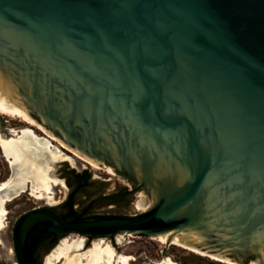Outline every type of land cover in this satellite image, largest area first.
<instances>
[{
  "label": "water",
  "instance_id": "95a60500",
  "mask_svg": "<svg viewBox=\"0 0 264 264\" xmlns=\"http://www.w3.org/2000/svg\"><path fill=\"white\" fill-rule=\"evenodd\" d=\"M0 90L153 199L75 221L28 209L17 264L40 222L58 243L138 236L264 264V0H0Z\"/></svg>",
  "mask_w": 264,
  "mask_h": 264
},
{
  "label": "rangeland",
  "instance_id": "374dc122",
  "mask_svg": "<svg viewBox=\"0 0 264 264\" xmlns=\"http://www.w3.org/2000/svg\"><path fill=\"white\" fill-rule=\"evenodd\" d=\"M36 122V121H35ZM30 125L21 121L20 118L10 117L4 114L0 115V135L4 138L13 135V129L19 130ZM32 128L38 136L47 138L51 143L52 150H58L55 160L50 162L51 169L49 176L55 179L53 183L50 197L43 194L41 199H37L30 195L29 192H24L6 204L7 216L3 222V228L0 230V264H17L13 251V226L16 219L26 210L33 207H49L59 211L60 204L66 198L69 187L67 186L65 175L68 170L75 172L88 171L91 180H96L106 183L104 193L109 194L115 191H120L126 188L132 191L131 201L129 206L123 204L116 205H95L90 216L95 215H121V214H137L149 208L153 202L147 192H144L136 187H133L130 182L117 173L93 168L89 163L85 162L81 157L60 145L54 138H48L44 132L35 127ZM11 168L9 161L3 156L0 150V183L10 178ZM86 196H78V201L82 202ZM141 198L144 203H140ZM79 205H76V207ZM82 240L83 247L77 253H84L94 247L96 243H104L113 248L117 255H127L132 257L129 264H159L165 259H170L178 264H254L250 261H216L206 256L194 253L187 249L181 248L175 244L166 245L165 243L138 237V236H117L113 241H87L76 235L67 239ZM61 243L55 242L51 249L43 257L41 264H65L66 259L62 258L59 261H49L53 251ZM90 247V248H89ZM86 250V251H85Z\"/></svg>",
  "mask_w": 264,
  "mask_h": 264
},
{
  "label": "bare ground",
  "instance_id": "6f19581e",
  "mask_svg": "<svg viewBox=\"0 0 264 264\" xmlns=\"http://www.w3.org/2000/svg\"><path fill=\"white\" fill-rule=\"evenodd\" d=\"M1 114L13 118L18 117L30 127H35L44 132L48 138H53L2 90H0ZM30 127L11 130L13 133L11 137L4 138L0 135V150L9 161L11 168L10 178L0 183V230L4 226L3 222L7 216L5 206L8 202L24 192H29L37 199H41L43 194L50 197L52 185L56 182L49 176V171L51 169L50 162L56 159L59 151L52 150L50 141L38 136ZM89 164L97 169L96 166ZM140 203H144L143 198H141ZM173 244L179 246L177 241ZM82 247V240L71 242L65 240L53 251L49 261L55 260L57 262L65 258V264H129L132 260L130 256L117 255L111 246L104 243H96L91 250L87 249L84 253H77ZM228 263L231 264V262ZM159 264L178 263L165 259Z\"/></svg>",
  "mask_w": 264,
  "mask_h": 264
},
{
  "label": "trees",
  "instance_id": "16d2710c",
  "mask_svg": "<svg viewBox=\"0 0 264 264\" xmlns=\"http://www.w3.org/2000/svg\"><path fill=\"white\" fill-rule=\"evenodd\" d=\"M117 174L120 175L118 172ZM65 179L67 186L69 187V192L64 201L60 204L61 209L59 210V214L67 220L75 221L89 217L91 215L90 212L95 205L112 204L118 206L123 204L128 207L131 201L132 191H128L126 188L105 194L104 187L106 183L91 180L90 173L86 170L81 172L68 170ZM133 187L135 186L133 185ZM80 195L86 196L82 202L77 199ZM76 205L79 206L76 207ZM47 225L48 222L37 223L30 229L26 236L23 252L31 264H37L36 254L37 251L42 248L43 239L45 235H47L45 230ZM55 242L56 241L54 240L51 245L47 246L46 250L51 248Z\"/></svg>",
  "mask_w": 264,
  "mask_h": 264
},
{
  "label": "flooded vegetation",
  "instance_id": "af4514ba",
  "mask_svg": "<svg viewBox=\"0 0 264 264\" xmlns=\"http://www.w3.org/2000/svg\"><path fill=\"white\" fill-rule=\"evenodd\" d=\"M57 214H59V211L57 210H54ZM60 215V214H59ZM51 225L50 222H48V225L45 227V230H46V233L47 235H45L44 239H43V242H42V248H40L38 251H37V254H36V263L37 264H41V261L43 259V257L46 255V253H48V251L51 249L49 248L48 250H46V247L51 245V243L55 240L57 241L59 238H57L55 236V234L53 232H50L47 230V228ZM87 239H91V238H87Z\"/></svg>",
  "mask_w": 264,
  "mask_h": 264
}]
</instances>
